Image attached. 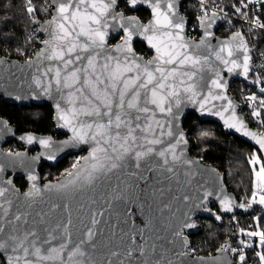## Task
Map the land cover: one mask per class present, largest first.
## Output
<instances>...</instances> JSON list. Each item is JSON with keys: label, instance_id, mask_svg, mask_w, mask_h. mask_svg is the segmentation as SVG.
Wrapping results in <instances>:
<instances>
[{"label": "water", "instance_id": "water-1", "mask_svg": "<svg viewBox=\"0 0 264 264\" xmlns=\"http://www.w3.org/2000/svg\"><path fill=\"white\" fill-rule=\"evenodd\" d=\"M49 1L51 17L34 20L46 38L35 55H0V98L52 106L66 136L20 133L0 114V257L6 264H234L228 245L195 254L193 236L202 219L222 224L253 214L255 204L192 154L184 123L191 114L215 122L264 161V132L231 90L253 72L244 33L218 35L220 18L210 15L201 35L190 37L183 0ZM122 1L150 18L127 14ZM137 42L152 55L140 54ZM10 141L24 148L7 151ZM80 153L68 174L43 179L45 165Z\"/></svg>", "mask_w": 264, "mask_h": 264}, {"label": "trees", "instance_id": "trees-1", "mask_svg": "<svg viewBox=\"0 0 264 264\" xmlns=\"http://www.w3.org/2000/svg\"><path fill=\"white\" fill-rule=\"evenodd\" d=\"M211 2L215 0H210ZM249 0H223V7L229 8L237 4H242ZM49 0H0V55H5L13 59H24L25 56L34 48L38 47L41 35L37 33L34 20L37 18L46 19L51 16ZM121 9L132 12L125 2H121ZM182 9H186L188 17L194 18L199 6L193 0H183ZM48 10V11H47ZM136 14L147 20L150 12L144 8L139 9ZM264 25V13H263ZM235 27L220 33V36H228L236 32ZM121 36L113 40L116 43ZM256 39L259 50L264 52V31L256 32ZM136 49L148 54V49L142 43H136ZM251 78L258 80L256 75ZM250 78V79H251ZM247 81H236L239 87L256 88L264 96V83ZM237 86V87H238ZM234 95L236 94L233 90ZM0 114L12 125L18 128L20 133L36 132L41 134H53L56 137L62 136L57 132V127L53 119L54 110L50 105H16L9 104L0 98ZM255 122L251 125L264 132V112L254 113ZM186 129H190L189 139L192 143L191 152L193 155L203 158L206 162L213 164L226 175V184L241 200L250 204H255L256 211L249 216L236 215L233 221L232 216L224 218L222 224L211 220L202 219L204 229L198 235L193 236L192 250L198 255H210L214 253L224 242L225 236L235 225H239L244 232L264 226V201H254V193L261 188L256 177L258 169L253 164V160L258 157L264 166L261 153L251 144L243 141L233 134H227L225 130L215 122L201 121L196 115H189L184 123ZM21 146L16 142L7 143L6 148L18 149ZM76 155H70L55 166H44V180H55L68 174L76 164ZM16 183L21 188H25L24 179H16ZM216 208V207H214ZM257 214V216L255 215ZM233 221V222H232ZM264 257L263 249H259ZM0 264H6L0 257ZM255 264H262L255 263Z\"/></svg>", "mask_w": 264, "mask_h": 264}, {"label": "built area", "instance_id": "built-area-1", "mask_svg": "<svg viewBox=\"0 0 264 264\" xmlns=\"http://www.w3.org/2000/svg\"><path fill=\"white\" fill-rule=\"evenodd\" d=\"M193 1L199 6V10L195 13L194 18L191 17L189 36L195 38L201 35L200 22L204 17L210 15L218 16L220 18L217 24L218 35L225 30L227 31L229 27H235L237 31L244 33L252 51V76L256 75L258 78V80L256 79V81L253 80L251 82L259 83V81H262L264 83V52L259 50L256 39V32L264 31L262 18L264 13V0H249L229 8L223 7V0H215L214 2L210 0ZM181 14L187 16L186 9H182ZM37 34L41 35L39 31H37V33H34V36ZM41 37L40 43L46 39L42 35ZM40 47L41 44H39L38 47H34L22 60L31 59ZM235 84L236 81H233L231 90L232 92L235 90V97L240 103L241 110L248 122L252 124L255 122L254 113H256L257 107L260 108L259 111L264 112V96H262L256 88L239 87ZM232 217L233 221L237 219L236 215ZM262 229L264 232V226ZM259 240L260 237L254 236L251 231L244 232L243 229L235 223L225 236L223 245L231 246L234 264H255L257 262L256 259L261 260L263 257L257 245ZM253 242H255L254 245H252ZM252 252L256 255V258H253Z\"/></svg>", "mask_w": 264, "mask_h": 264}, {"label": "rangeland", "instance_id": "rangeland-1", "mask_svg": "<svg viewBox=\"0 0 264 264\" xmlns=\"http://www.w3.org/2000/svg\"><path fill=\"white\" fill-rule=\"evenodd\" d=\"M51 7V5H49L47 7V9L49 10ZM47 10V11H48ZM51 11V10H50ZM250 80H253V78H251ZM257 111L260 110L259 107H257L256 109ZM256 111V112H257ZM7 151H17V150H12V149H8L6 148ZM82 153H80L79 155L75 156V159H76V164H74V167L79 163L81 157H82ZM253 164L254 165H257L258 166V169H257V172H256V177H257V180L259 181L260 183V186L261 188L258 189L255 193H254V197H253V202L258 200V201H264V166L263 164L261 163V160L256 157L254 160H253ZM73 167V168H74ZM42 172H43V169H42ZM257 216V214H255ZM244 230V229H243ZM251 233L254 235V236H258L260 237V240L258 241L257 245L259 246L260 249H263V246H264V232H263V229L262 227H258L257 229H254V230H251ZM224 243V242H223ZM255 242L252 243V245H254ZM254 249V248H253ZM253 254V258H256V255H254V253L252 252ZM258 254V253H257ZM263 255V254H262ZM256 263H262L264 264V257H262L261 260L259 259H256Z\"/></svg>", "mask_w": 264, "mask_h": 264}, {"label": "flooded vegetation", "instance_id": "flooded-vegetation-1", "mask_svg": "<svg viewBox=\"0 0 264 264\" xmlns=\"http://www.w3.org/2000/svg\"><path fill=\"white\" fill-rule=\"evenodd\" d=\"M124 2V1H123ZM127 4V3H126ZM128 5V4H127ZM130 9V8H129ZM131 10V9H130ZM124 11V10H123ZM132 11V10H131ZM139 11V10H138ZM126 12V11H125ZM132 12H134V11H132ZM137 12V11H136ZM136 12H134L135 14H136ZM127 14H134V13H130V12H126ZM149 19V18H148ZM147 19V20H148ZM147 20H145V21H147ZM137 43H139V42H137ZM136 45V44H135ZM138 51V50H137ZM139 52V51H138ZM140 54H143V55H145V56H147V57H150L151 55H152V53L151 52H148V54H145V53H141V52H139ZM62 136H60V137H56L55 135V137L56 138H63V137H65L66 135H63V134H61ZM11 142H16V143H18L17 141H10V142H8V143H11ZM20 145V144H19ZM21 147L20 148H18V149H16L17 151L18 150H21V149H23L24 147L22 146V145H20ZM36 152V150H33L32 151V154L33 153H35ZM84 153H82V155H83ZM45 166H47V165H45ZM43 169V168H42ZM18 178H20V177H18ZM17 178V179H18ZM23 179V178H22ZM43 179H44V177H43ZM23 189H27V185H26V187L25 188H23Z\"/></svg>", "mask_w": 264, "mask_h": 264}, {"label": "bare ground", "instance_id": "bare-ground-1", "mask_svg": "<svg viewBox=\"0 0 264 264\" xmlns=\"http://www.w3.org/2000/svg\"><path fill=\"white\" fill-rule=\"evenodd\" d=\"M214 2V1H213Z\"/></svg>", "mask_w": 264, "mask_h": 264}]
</instances>
